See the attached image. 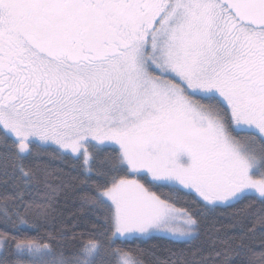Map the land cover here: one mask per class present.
Here are the masks:
<instances>
[{
  "label": "snow or ice",
  "instance_id": "snow-or-ice-1",
  "mask_svg": "<svg viewBox=\"0 0 264 264\" xmlns=\"http://www.w3.org/2000/svg\"><path fill=\"white\" fill-rule=\"evenodd\" d=\"M0 148V264H145L133 241L264 205V0H0ZM48 149L96 214L71 240L28 235L59 187L30 163ZM230 239L192 264H232Z\"/></svg>",
  "mask_w": 264,
  "mask_h": 264
},
{
  "label": "trees",
  "instance_id": "trees-1",
  "mask_svg": "<svg viewBox=\"0 0 264 264\" xmlns=\"http://www.w3.org/2000/svg\"><path fill=\"white\" fill-rule=\"evenodd\" d=\"M260 143L256 141L254 147L259 149ZM3 149L0 148V152ZM33 167L39 166L40 188H44V182L58 187L56 196L48 201L47 215L41 214L36 205L45 203L43 192H37L33 197V207L28 210V218L31 223L39 225L35 231H30L31 236H46L47 233L56 234L62 229L68 230L67 237L71 240L73 232L86 231L96 221V214L82 207L79 200V186L83 177L80 175V162L71 157H61L52 149L42 154L39 161L30 162ZM165 195L168 189L159 190ZM4 192V186L0 183V195ZM193 197L181 194V204H187L193 208L201 205L192 203ZM23 211V209H21ZM264 217V205L258 201L244 200L239 204L227 208H218L208 212L202 220L199 238L190 243L171 241L163 238L142 239L133 241L128 247L142 250V259L145 264H185V262L199 261L202 257L216 252L223 255V240L230 239L232 249L239 251L234 255L232 264H264V224L260 218ZM4 230L0 224V231ZM243 237L247 249L240 251L237 248V240ZM216 241L213 245V241ZM220 257L210 260L208 264H217Z\"/></svg>",
  "mask_w": 264,
  "mask_h": 264
}]
</instances>
